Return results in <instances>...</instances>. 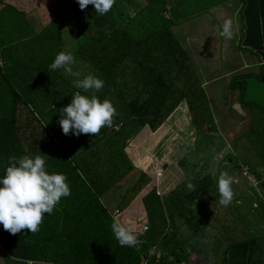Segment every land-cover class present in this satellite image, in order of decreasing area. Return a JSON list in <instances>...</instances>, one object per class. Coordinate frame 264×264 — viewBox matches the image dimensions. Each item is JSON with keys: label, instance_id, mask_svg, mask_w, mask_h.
<instances>
[{"label": "trees", "instance_id": "obj_1", "mask_svg": "<svg viewBox=\"0 0 264 264\" xmlns=\"http://www.w3.org/2000/svg\"><path fill=\"white\" fill-rule=\"evenodd\" d=\"M44 1L48 7L49 0ZM66 2L76 23L74 54L104 81L98 92L88 94L111 100L116 115L111 126L102 127L96 135L62 134L60 109L81 90L73 87L63 69L49 70L54 56L62 51L61 31L52 14L42 22L40 33L27 38L18 32L4 36L0 29V174L9 156L42 154L46 167L63 173L70 188V195L43 216L37 232L22 229L9 234L0 225V258L5 264H141L143 258L151 264H188V245L201 264H220L227 248L253 239L252 234L230 212V227L214 213H205L203 197L193 208L196 197L212 193V187L195 183L194 174L156 195L153 183L125 152L143 128L155 131L182 102L196 131L203 126L209 133L216 131L209 101L189 57L170 31L171 24L161 20L148 25L145 32L128 29L113 17L112 8L97 15L92 5L80 10L76 0ZM7 11L26 24V12L0 0V21ZM239 17L242 37L241 11ZM239 50L253 55L240 46ZM126 63L131 67V81L123 89L117 75ZM263 77L264 66H259L257 76L232 77L228 87L239 92L243 107H251L242 101L245 80L262 81ZM263 138L264 132L258 142ZM189 180L193 190L187 187ZM119 188L123 207L115 208V219L107 201ZM215 188L211 200L218 202L216 181ZM137 202L142 211L135 218L141 223L126 216ZM113 222L132 228L134 246L117 243L110 229ZM144 227L147 230L140 234Z\"/></svg>", "mask_w": 264, "mask_h": 264}, {"label": "crops", "instance_id": "obj_2", "mask_svg": "<svg viewBox=\"0 0 264 264\" xmlns=\"http://www.w3.org/2000/svg\"><path fill=\"white\" fill-rule=\"evenodd\" d=\"M55 1L51 0V11L54 23L61 31V49L62 44L66 45L67 41H72L75 42V47L71 49L75 51L78 38L73 14L66 0H57L58 3ZM61 1L67 6L62 13L63 17L54 11L55 5H61ZM214 1L216 0H118L117 8H113L112 12L122 14L121 18L129 19L137 28L148 22L154 24V18L161 9L167 19L165 21L171 24L170 31L189 57L200 87L213 110L212 117L216 128L213 133L207 132L205 126L196 131L189 123L186 105L182 102L184 108L179 109L183 113L182 118L188 124L183 132H192H190L192 143L187 149L189 154L187 160L180 166L182 165L186 171L187 179H190L196 166L200 167L207 157L217 155L225 144V149L228 148L227 152L231 156L232 166L229 169L227 167L228 170L223 166L221 169L232 176V184L236 185L230 203L231 216L252 234L253 239L227 248L220 264H264V155L260 153L259 156L262 157L258 158L254 148L258 144L257 138L264 132V108L259 107L252 96L248 97L247 104L256 105L260 109L255 114L251 113L250 107H243L240 104L239 92L230 91L228 87L232 77L257 76L259 66H264V0H217V3ZM240 11L244 26L242 37ZM61 18L67 19L65 28H62ZM225 19L232 23L231 39H225L220 35ZM25 22L30 35L41 32L42 26L34 16L27 15ZM119 23L124 24L122 21ZM239 46L251 50L253 55L240 51ZM247 79L250 82L247 86L260 91L261 103L264 104V77L262 81ZM174 115H178L176 111ZM175 133H179V130L178 132L175 130L173 122L169 131L164 125L157 132H152L148 127L143 128L131 142L133 149L130 150L129 146L125 150L132 165L145 172L151 162L149 158L145 159L148 156L147 150L153 151L152 148L155 146L163 149L161 150L163 153H166L167 149L171 150L174 146L172 142L178 138ZM226 137L231 138L230 144ZM152 141L150 146L147 144L149 148L145 150L146 142ZM135 155H138V158ZM236 168L239 169V173L235 172ZM161 170L159 167L156 173L162 175ZM219 173L220 171L216 169L210 175L217 179ZM244 182L250 186L246 187V192L240 189ZM238 184L242 185L238 187ZM256 186L260 187L261 194L253 192L252 188ZM158 194L159 190L156 189V195ZM141 211V205L137 202L126 212V216L134 213L138 216L141 215ZM187 248L189 249L188 245ZM188 249L186 250L188 264H201Z\"/></svg>", "mask_w": 264, "mask_h": 264}, {"label": "clouds", "instance_id": "obj_3", "mask_svg": "<svg viewBox=\"0 0 264 264\" xmlns=\"http://www.w3.org/2000/svg\"><path fill=\"white\" fill-rule=\"evenodd\" d=\"M80 10L92 5L97 15L106 14L114 0H76ZM220 35L231 39L232 23L225 19ZM74 57L70 51L58 52L49 64V70L63 69L67 76L78 77L72 71ZM73 87L81 92L71 95L69 104L60 109L59 126L62 134L73 136L81 134L96 135L102 127H110L116 115L115 107L109 99H99L95 94L103 86L104 81L91 73L72 81ZM83 93V94H82ZM45 155L38 154L9 156L8 165L0 174V225L9 232L17 234L22 229L30 233L39 230L43 216L50 215L62 197L70 195L67 178L63 173L50 171L46 167ZM232 176L221 171L216 180L218 203L228 206L233 197ZM113 237L122 247H131L136 237L130 227L113 222L110 225Z\"/></svg>", "mask_w": 264, "mask_h": 264}, {"label": "rangeland", "instance_id": "obj_4", "mask_svg": "<svg viewBox=\"0 0 264 264\" xmlns=\"http://www.w3.org/2000/svg\"><path fill=\"white\" fill-rule=\"evenodd\" d=\"M211 1H213V0H211ZM2 2L10 4L12 6H15L19 10H23L24 12H26L27 15L34 16L37 19V21H39L41 26H42V22L43 21L49 19L48 18L49 17V12L52 14V11H51V0H49V4L50 5H48V7H47V4H46L47 1L43 2V0H2ZM55 2L58 3L59 1L56 0ZM214 2L217 3L218 1L216 0ZM63 3H64V1L62 2L61 5H58V6L55 5V8H54V11L57 12L60 17L61 16L63 17L62 13H64L65 10L67 9V6L64 5ZM111 8L113 9V7H111ZM116 8H117V3H116V5H114V9H116ZM197 10L200 11L199 8H197ZM116 11H118V10H116ZM71 13H72V11H71ZM112 14L115 16V18L118 21H122V22H124V24H127V27L129 29H135V30H140V31L145 32L146 29H147L146 28L147 25H150L149 22H148V24L146 23V24H143L141 27L135 28L134 27L135 25L133 24L132 21H129V19H124L123 17L121 18V16H123L122 14L119 15L118 13L115 14L114 12H112ZM170 14H171V12H170ZM145 16H147V15L145 14ZM2 18H4V19H1V21H0V22H2V26L0 24V29H2L5 32L4 36L7 35V36L10 37L12 35L17 34V32L20 35H22L23 37H26V38L30 35L29 32L27 31V28H26L23 20L20 17H17L15 15H13L12 12L7 11V13L4 16H2ZM73 18H74V15H73ZM162 19L167 20V19H165L162 10L159 9L157 16H155V18H154V24L160 22ZM126 20H128V22H126ZM66 21H67L66 18L62 19V22H61L62 25H63L62 28H65L64 25H65ZM73 29H74V27H73ZM135 33L138 34L137 31ZM69 37L71 38L70 35H69ZM70 40H72V39H70ZM70 42H72V41H70ZM70 42L67 41L66 45L62 44V50L63 51H71L72 49H74L75 42H72L71 44H70ZM71 47H72V49H71ZM71 53H72V55L74 57V63L71 65L72 71L74 73H78L79 74L78 77L67 76L65 74L67 77H70V83L71 84H72V81L74 79H76V78H83V76H85V75H87L89 73L94 75L92 70L85 63H83L77 56H75L74 50H72ZM117 80H118V84H119L120 88L124 89L123 86L125 84L130 85V81H131V67H130L129 63H126L125 65L120 67L119 74L117 75ZM245 83H246L245 84L246 87H245L244 92H243V104L249 103L248 97L252 96L254 101H256V103L258 104V106L261 107V108L262 107L264 108V104L261 103L262 102V98H261L260 91L258 89H255V87L251 88V87L247 86L248 84H250L248 79L245 80ZM252 106L249 109L251 111V113L253 112V114H255V113H257L260 110L258 108V106H256V105H252ZM179 108H184L183 103H180V105L165 119V121L155 131H153V132H157L163 125L166 128L168 127V131H169V130H171V122H173L175 130L177 132L179 130V133H175V136L177 134L178 138L174 142H172V144H174L172 149L171 150L167 149L166 153H163V152H161V150H163V149H158L155 146V148L154 147L152 148L153 151H151V149H148L147 152H146V155H148V156L145 157V159L149 158L151 162H150V165L148 166L147 170L144 173L150 179V181L153 183V186L156 189H158L159 192H161V194L167 193V191L171 190L177 184L180 185L181 184L180 181H182L184 176L187 174L186 171L182 168V165L180 166L179 163H180L181 160L185 161L188 158L189 154H187V149L192 143V140H191L192 136L190 135L191 131L188 132V133L183 132L185 128L187 129L188 124H187V121H185L184 118H182L183 117V113L180 112ZM175 111H176V114H178L176 116L174 115ZM210 113H211V116H212L213 110L209 106V114ZM174 118H176V120H173ZM176 127L178 128V130H177ZM190 129L193 130V128H190ZM226 139H227V141H229V144H230L231 138L230 137H226ZM152 143H153V141L151 143L146 142L145 145L147 146V144H149V146H150ZM257 143L258 144L255 145L254 148H255V153H256L257 157L260 158L261 157V156H259L260 153H262V155H264V138L261 139L259 142L257 141ZM131 145L132 144L130 143L129 144L130 147L128 146L130 148V150L133 149V146H131ZM223 147L224 148H222V150L217 153L218 156L217 155H214V156L211 155L210 157H207L206 159H204L205 162L200 167H198L199 166L198 165L193 170V174L195 175L194 178H196V177L198 178V179L197 178L195 179V183H199L198 185L200 187H205V186H208V188L212 187V193L216 192L215 181L217 179H215L210 174H212L216 169H218L220 172L223 171V169H221L222 166L224 168H226V169H227V167L229 169L230 166H232V162L230 161L231 160V156L227 152L229 150H228V148L225 149V147H226L225 144H224ZM147 148H149V147L148 146L145 147V150ZM143 149H144V146H143ZM135 156L138 158V155H135ZM178 160H180V161H178ZM183 162H182V164H183ZM163 165L164 166L166 165V167L164 168ZM159 167H161V169H162L161 170L162 173H163L162 175H158L156 173V171H157V169ZM135 168L137 169V167H135ZM190 172H192V171L190 170ZM235 172L239 173V169L235 170ZM242 184H238L237 186L240 187ZM247 186H249V185H247L244 182V184L241 186L240 189H242L243 192H246V187ZM187 187L190 188L191 190H193L195 188L194 186H192L190 180L187 181ZM235 187H236V185L232 184V190ZM252 189H253V192L255 194H257V193L261 194V192H260L261 190H260L259 186H256V187H254ZM119 190H120V188L118 189V191L116 189H114L113 192H112V197H110L109 200L107 201V207L109 209V212L112 213V215H113V217H115V219L117 217L116 213L114 214L115 208L116 207L117 208L123 207V205L121 204V201L119 199V196H118ZM116 192H117V194H114ZM212 193L211 194H206L205 196L202 193V194H200V196L196 197L195 199H197V202H196V205H192L193 208L194 207L196 208L198 206V204H199L198 199L203 197V200L205 202V204H204L205 205V213L207 211L214 213L217 217H219L223 221L222 223L225 222L224 225H227V227H230L229 217H228L229 212H230V204L228 206H222V205L219 206L220 204L218 202H214L215 200H211L212 199V195H214ZM128 218L130 220L134 219L135 218V213L132 214V215H129ZM136 219L137 218H135L134 221ZM141 221H142V219L141 220L137 219V222L141 223ZM133 222L131 221V225H133ZM258 235H260V234H258ZM241 236L242 237H246L245 234H242ZM248 236H250V234H248ZM0 264H4L2 259H0Z\"/></svg>", "mask_w": 264, "mask_h": 264}, {"label": "built area", "instance_id": "obj_5", "mask_svg": "<svg viewBox=\"0 0 264 264\" xmlns=\"http://www.w3.org/2000/svg\"><path fill=\"white\" fill-rule=\"evenodd\" d=\"M115 129H117V127L115 128ZM243 175L245 176L246 175V172H244L243 173ZM147 230V228L146 227H144L141 231H140V233H144L145 231ZM158 256V255H157ZM142 261V263L141 264H151L147 259H141ZM24 264H37L36 262H34V261H25V263Z\"/></svg>", "mask_w": 264, "mask_h": 264}]
</instances>
